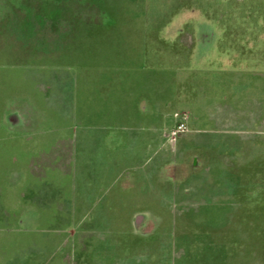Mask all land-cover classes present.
<instances>
[{
  "label": "crops",
  "instance_id": "crops-1",
  "mask_svg": "<svg viewBox=\"0 0 264 264\" xmlns=\"http://www.w3.org/2000/svg\"><path fill=\"white\" fill-rule=\"evenodd\" d=\"M48 1L0 48V264H264V30Z\"/></svg>",
  "mask_w": 264,
  "mask_h": 264
},
{
  "label": "rangeland",
  "instance_id": "rangeland-1",
  "mask_svg": "<svg viewBox=\"0 0 264 264\" xmlns=\"http://www.w3.org/2000/svg\"><path fill=\"white\" fill-rule=\"evenodd\" d=\"M81 1L68 0L66 3L57 2L55 9L57 12H61L66 8L69 13L71 12L73 21L78 23V18L81 16L83 7ZM100 1L103 5L107 4L108 9L105 10L106 12L117 15V12H126L131 6L132 0ZM51 5L52 3L48 0L1 1L0 48L2 45L5 46L6 42L14 43V34L17 32L23 38L35 37L36 34L31 30L32 27L47 28L48 13L51 10ZM139 8L146 12L147 16L145 19L149 20L148 23L151 22L153 26L182 27L186 30L196 24L205 26L202 24V20H200L201 23L198 22V15L206 12V14L215 17L214 22L220 25H224L223 23L226 22L228 26H232L233 28L243 26L250 30H264V0H135L134 11L138 12ZM17 13L18 15H16ZM59 16L57 15L55 24L53 21L52 25H64L62 18ZM19 18H22V20ZM205 24L207 27L209 26L207 22ZM213 24L211 25L214 26ZM261 37L264 38V35ZM0 57L3 58V55H0ZM11 58L10 55H6V60L10 61ZM247 125L263 126L264 120H257V116L249 114ZM180 226L183 227L184 231H190L191 224H180ZM173 257L176 256L174 255ZM188 257L189 259L192 258L191 255H188ZM188 264L190 263L188 262Z\"/></svg>",
  "mask_w": 264,
  "mask_h": 264
},
{
  "label": "built area",
  "instance_id": "built-area-1",
  "mask_svg": "<svg viewBox=\"0 0 264 264\" xmlns=\"http://www.w3.org/2000/svg\"><path fill=\"white\" fill-rule=\"evenodd\" d=\"M176 123L175 126L169 131V140L174 143L180 134L185 133L188 130L187 119L188 114L185 111L175 113Z\"/></svg>",
  "mask_w": 264,
  "mask_h": 264
}]
</instances>
